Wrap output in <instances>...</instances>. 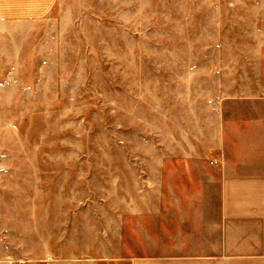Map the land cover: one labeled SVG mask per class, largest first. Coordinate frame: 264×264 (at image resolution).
<instances>
[{
  "label": "rangeland",
  "instance_id": "obj_1",
  "mask_svg": "<svg viewBox=\"0 0 264 264\" xmlns=\"http://www.w3.org/2000/svg\"><path fill=\"white\" fill-rule=\"evenodd\" d=\"M60 10L65 22L39 28L17 72L0 63V257L35 255L28 238L46 210L137 187L131 163L186 128L196 90L211 95L219 75L264 85V0H63Z\"/></svg>",
  "mask_w": 264,
  "mask_h": 264
},
{
  "label": "crops",
  "instance_id": "obj_2",
  "mask_svg": "<svg viewBox=\"0 0 264 264\" xmlns=\"http://www.w3.org/2000/svg\"><path fill=\"white\" fill-rule=\"evenodd\" d=\"M62 1L0 0L3 73L18 71L41 26L65 22ZM213 83L211 95L196 90L186 128L131 163L137 187L46 210L28 238L35 255L0 264H264V85Z\"/></svg>",
  "mask_w": 264,
  "mask_h": 264
}]
</instances>
